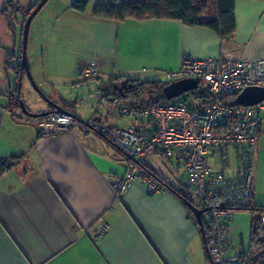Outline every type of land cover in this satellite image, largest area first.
<instances>
[{"label":"crops","instance_id":"obj_1","mask_svg":"<svg viewBox=\"0 0 264 264\" xmlns=\"http://www.w3.org/2000/svg\"><path fill=\"white\" fill-rule=\"evenodd\" d=\"M38 1L0 0V162L12 166L0 174V264H209L196 222L170 193H150L138 180L116 196L108 180L123 176L128 164L106 140L85 138L77 130L41 135L38 120L10 115L7 94L14 88L10 68L17 63L18 41L13 20L18 25L21 17L23 25V12ZM74 1L47 0L31 22V38L34 53L42 51L46 77L57 86L47 96L79 123L93 119L149 135L153 125L147 119L120 118L102 103L117 80L163 82V73L179 68L185 57L264 60L261 0H234V33L225 40L207 27L176 20L96 18L97 0H82L87 2L82 13L70 8ZM8 3L21 8L10 23L2 15ZM214 16V6L209 5L200 20ZM20 44L21 36L18 52ZM91 64L99 75L84 80L81 72ZM258 136L250 210L264 209V133ZM158 157L166 162L160 164ZM230 161L234 165L232 153ZM144 165L174 187L162 166L171 175L182 171L180 185H185L179 156L170 160L154 151ZM101 224L106 230L95 238Z\"/></svg>","mask_w":264,"mask_h":264},{"label":"built area","instance_id":"obj_2","mask_svg":"<svg viewBox=\"0 0 264 264\" xmlns=\"http://www.w3.org/2000/svg\"><path fill=\"white\" fill-rule=\"evenodd\" d=\"M143 1L112 0V4L118 9ZM98 75L94 64L81 72L84 80ZM184 79L195 80L197 89L211 97L203 110L188 108L181 97L165 106L135 107L125 105L111 94L102 96V103L118 117L151 122L153 130L149 135L133 128L106 127L93 119L79 123L72 115L58 113L39 119L37 131L41 135H54L77 130L85 138L99 137L119 150L128 167L123 176L108 180L116 196H121L138 180L145 183L150 193L164 191L144 170V160L154 151L162 152L170 160L179 156L185 185L201 208L207 209L209 233L204 246L208 258L212 264H243L241 254L232 252L229 225L235 213L245 209L252 199L258 135L264 133V101L251 107L228 106L223 101L236 98L247 87L264 89V60L185 57L179 68L163 73L166 84ZM20 111L10 114L26 121ZM259 223L264 246V212ZM105 230L104 224L99 225L94 237L103 235ZM254 260L263 264L258 255Z\"/></svg>","mask_w":264,"mask_h":264},{"label":"trees","instance_id":"obj_3","mask_svg":"<svg viewBox=\"0 0 264 264\" xmlns=\"http://www.w3.org/2000/svg\"><path fill=\"white\" fill-rule=\"evenodd\" d=\"M41 1L42 0H39L31 8H28L25 13L23 12V24L28 15ZM233 4L234 0H144L143 2L135 5L126 4L116 9L112 4V0H97L93 9V16L96 18L110 19L118 22H123L130 19L141 21L151 18L176 20L187 26L207 27L217 33L220 39L225 40L230 38L234 33ZM209 5L214 6L215 16L208 21H201L200 17ZM70 8L82 13L87 8V2L76 0L72 2ZM20 9V7L16 9V7L8 3V8L2 11V15L6 18V20H8V23H10V21L14 19V14L19 12ZM19 49L17 63L14 67L10 68L15 75V88H13V90L7 94L8 104L11 110L16 108L20 109V103L23 104L19 91L22 85L21 82L25 75V72L20 64L21 44ZM10 57L13 56H6V59H9ZM117 81L118 82L114 85L115 88L113 93L108 94L115 96L123 103L125 101H129L131 106L145 107L165 106L173 102V100L168 101L162 95L163 87L168 85L166 83L159 81H139L125 78L119 79ZM121 83H124V88L120 91L119 88ZM181 99H183L188 108L192 110H203L211 102V97L199 89L184 94L181 96ZM234 99L235 98L225 99L223 102L226 104L227 102ZM26 111L28 110L26 109ZM117 151L121 153L119 150ZM11 167L12 166L7 165L6 163L2 164L0 162V174L8 171ZM143 168L150 177H152L157 183L160 184V186L165 189V191L176 198V200L187 211L188 216L195 223L194 217L189 211L187 204L191 203L198 209L202 208L198 202L195 203L193 201V195L189 188L186 185L176 188L159 177L157 173L152 171L146 165H143ZM247 208L249 207L238 211H255L257 212V218L253 219L251 223L249 247L246 252L241 254V259L243 264H258L257 261L254 260V257L258 255L263 259L264 264V246L261 241V227L259 223V216L262 212H264V209L253 208L250 210ZM202 221L205 238H207L209 233V223L204 216H202ZM195 225L198 232L201 234L200 228L196 223ZM205 255L206 259H208L206 251Z\"/></svg>","mask_w":264,"mask_h":264},{"label":"rangeland","instance_id":"obj_4","mask_svg":"<svg viewBox=\"0 0 264 264\" xmlns=\"http://www.w3.org/2000/svg\"><path fill=\"white\" fill-rule=\"evenodd\" d=\"M34 1H37V0H34ZM21 19L22 18L19 17V19L17 20L18 25H16V22L13 20V26H12V29L16 32V36L18 39L17 44H16L15 57H17L18 55L17 49H18L19 39L21 36V31L23 28V26L20 25V21H22ZM32 26L33 25L31 24L29 36H28L26 55H27V62H28L30 78L36 88H34L33 84L28 80L27 76L24 75L23 80L21 82L22 83L21 99L23 101L24 107L30 113H37V112H43L48 108V103L46 102V100L52 103L49 96H47V92L52 89H57V86H53L51 81L46 77L45 64H44V60L42 57V51L40 50V48L36 50L37 51L36 53H34L35 49L34 47H32L33 38H31V35H33V33H31ZM31 56H33L35 60L32 59L29 62V59H30L29 57ZM12 77H13L12 73H9V78L12 79ZM14 88H15V84H14ZM18 110L20 109L16 108L11 111H18ZM21 115L24 117L22 112H21ZM13 118L15 119L16 117H13ZM158 162H160L161 164L166 161L163 157H158ZM162 167L163 168L161 169V171L165 173L166 175L168 174V177H170V179L176 184L177 188L180 187L181 186L180 184H182V178H183L182 171L179 174H176V172H174L171 175L170 171L167 170L165 166H162ZM193 201L197 203V200L195 199V197H193ZM204 217H206V214L204 215ZM255 218H257V212L255 211L253 212V211L243 210L235 214L234 223L232 227L230 228L231 241H232V252L234 254L247 251L249 247V242H250L251 223L253 219ZM199 248L202 254V261H203L204 251L202 248V243L200 241H199Z\"/></svg>","mask_w":264,"mask_h":264},{"label":"water","instance_id":"obj_5","mask_svg":"<svg viewBox=\"0 0 264 264\" xmlns=\"http://www.w3.org/2000/svg\"><path fill=\"white\" fill-rule=\"evenodd\" d=\"M47 0H42L37 7L28 15L26 18L23 28H22V33H21V67L25 72V75L27 76L28 80L32 83V80L30 78L29 74V69H28V62H27V43H28V34H29V27L30 24L33 20V18L36 16L38 11L41 9V7L45 4ZM33 84V83H32ZM119 90L121 91L124 88V83L120 84ZM34 86V84H33ZM34 88H36L34 86ZM197 90V83L193 79H184L180 80L177 82H172L166 86L163 87L162 89V95L168 100L172 101L175 99L180 98L184 94H187L189 92H193ZM264 101V89L260 87H247L245 88L240 94L236 96V98L232 101H229L226 103L228 106H243V107H251L255 106L261 102ZM48 103V106L51 108L50 111L40 113V114H31L28 111H26L24 105L20 103V110L23 112V114L31 119L39 120L41 118L47 117L51 113H58V114H65V115H71L69 114L66 110L63 108L55 105L54 103L49 102L46 100ZM187 207L189 211L192 213L196 224L201 230V235L203 238V243L205 244V234H204V229H203V221H202V216H204L207 212V209H198L195 206H193L191 203L187 204ZM209 264L211 263L210 258H208Z\"/></svg>","mask_w":264,"mask_h":264}]
</instances>
